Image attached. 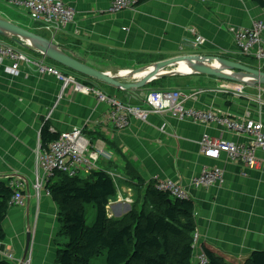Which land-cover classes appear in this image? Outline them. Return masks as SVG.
I'll return each mask as SVG.
<instances>
[{
	"label": "crops",
	"instance_id": "0c3cea01",
	"mask_svg": "<svg viewBox=\"0 0 264 264\" xmlns=\"http://www.w3.org/2000/svg\"><path fill=\"white\" fill-rule=\"evenodd\" d=\"M14 1L23 0H0L1 19L52 40L74 58L113 76L196 53L240 61L231 29L264 21V11L250 0H145L114 13L109 11L112 0H61L74 8L75 19L53 32L31 22ZM191 29L204 40L200 48L193 45ZM24 52L52 63L44 55ZM10 65V61H0V181H20L25 206L11 207L3 221L0 261H7L9 253L15 261L21 260L29 235V264H57L59 206L44 193L36 199L32 188L36 174L43 176L36 169V153L46 121L58 133L81 129L89 146L102 150L96 167L116 176V196L107 207L111 217H121L133 202L135 192L126 172L130 168L145 182L154 179L178 184L194 202L195 264L205 247L234 264L242 263L253 251L264 250V152L257 151L258 165L248 168L228 161L225 153L217 159L205 157L199 145L204 135L245 145L251 143L250 136L220 124H200L167 114H150L144 122L130 118L128 126L118 130L107 119L110 108L93 94L73 92L54 76L39 74L30 64L21 62L15 72L10 71ZM120 81L131 83L135 79ZM154 81L163 88L154 86V91H200L184 102L185 107L231 120H252L264 129V87L206 75ZM90 84L117 101L140 102L150 92V88H143L123 94L112 86ZM203 168L220 169L221 182L195 188L192 180Z\"/></svg>",
	"mask_w": 264,
	"mask_h": 264
},
{
	"label": "trees",
	"instance_id": "16d2710c",
	"mask_svg": "<svg viewBox=\"0 0 264 264\" xmlns=\"http://www.w3.org/2000/svg\"><path fill=\"white\" fill-rule=\"evenodd\" d=\"M143 1L145 0H138V4ZM250 1L264 11V0ZM0 38L11 45L17 43ZM15 46L22 51L35 52L36 57L40 55L28 47ZM80 77L87 79L88 82H82L85 86L96 82L84 76ZM158 82H151L145 88H150L149 91L157 89H153L154 86L163 89ZM120 92L128 94L130 90ZM108 97L114 98L110 95ZM127 101L129 100L119 102L132 105H140L142 102L141 99L140 102ZM49 129L48 123L41 129L42 146L59 136L58 132L52 133ZM126 172L131 176L130 186L135 196L130 209L119 218L109 216L107 211L109 201L116 196L117 186L115 179L105 170L95 169L85 176L74 177L55 172L47 180L46 189L59 206L58 235L66 238L65 242L57 236V264H91L93 259L100 257L105 258V264H195L194 236L197 225L194 202L190 198H173L158 190L157 180L150 179L145 182L135 170L127 168ZM9 183L10 181H0V239H4L2 225L14 194ZM85 205L92 206L91 222L87 221ZM202 252L206 257V264H234L207 247ZM0 264L11 263L3 260ZM239 264H264V250L251 252Z\"/></svg>",
	"mask_w": 264,
	"mask_h": 264
},
{
	"label": "built area",
	"instance_id": "2783aa9c",
	"mask_svg": "<svg viewBox=\"0 0 264 264\" xmlns=\"http://www.w3.org/2000/svg\"><path fill=\"white\" fill-rule=\"evenodd\" d=\"M244 1V0H239ZM18 7L23 8L33 23H40L44 28L53 32L71 24L75 19V10L72 6L61 0H23L14 1ZM138 0H112L109 11L118 12L123 9H132ZM193 33V44L200 46L203 38ZM231 33L237 46L239 56L253 57L258 61V67H264V21L255 20L248 27L232 28ZM0 61H10V71H17L21 62L31 64L41 74L47 73L59 79L64 87H70L73 92L93 94L99 103L110 108L108 121L115 129H124L129 124V119L134 118L145 121L150 114L170 115L179 120L190 119L200 124L216 123L224 125L228 130L251 137L250 144H235L222 139L210 138L204 135L201 139V153L208 158L217 159L221 153H225L228 161L240 163L248 168H255L258 165L256 152H264V129L260 123L252 120H231L226 116L210 111H202L184 106V102L194 97L198 92L187 93L184 90L170 89L166 92L150 91L146 101L142 99L140 105L124 104L115 98L108 97L95 87L85 86L76 81L74 77L65 76L53 67L44 63L43 59H29L25 54L12 46L0 41ZM231 94V93H227ZM240 96V94H233ZM106 119V120H107ZM102 150L99 147L91 148L89 141L83 135L81 129H72L62 132L58 138L45 146H40L36 153V169L43 173L42 177L36 174L32 188L38 199L42 193L49 195L46 189L47 180L55 173L62 172L69 177L85 176L90 171L98 169L95 162L98 160ZM112 178L115 175L109 174ZM222 171L218 168H203L199 175L192 180L195 188H207L221 182ZM158 181V180H157ZM14 194L9 205L24 207L25 198L20 190L21 182L16 181L10 184ZM157 189L168 193L171 197L180 200L189 199V196L176 183L165 180L158 181ZM197 234L194 236L196 248ZM7 260L12 261L11 254L6 255ZM15 261V260H14ZM30 258L25 259L23 264H29ZM196 264H206V257L200 253Z\"/></svg>",
	"mask_w": 264,
	"mask_h": 264
},
{
	"label": "water",
	"instance_id": "95a60500",
	"mask_svg": "<svg viewBox=\"0 0 264 264\" xmlns=\"http://www.w3.org/2000/svg\"><path fill=\"white\" fill-rule=\"evenodd\" d=\"M0 36L16 41L21 46L33 48L56 64L69 69L76 74L94 80L98 83L115 87L120 91L137 90L146 87L157 79H166L177 76L206 75L217 79L240 83L250 87L264 86V72L242 64L239 61L229 60L220 56L202 54L185 55L167 61L153 63L149 66L133 71V74L145 72V75L131 83L121 82L120 74L113 76L109 73L98 71L82 61L67 55L63 49L50 39L43 38L27 29L19 27L0 18ZM186 62L190 71L178 70L179 63ZM174 67V69H168ZM30 236H27V247L21 262L27 255ZM21 264V263H20Z\"/></svg>",
	"mask_w": 264,
	"mask_h": 264
},
{
	"label": "clouds",
	"instance_id": "9594fccd",
	"mask_svg": "<svg viewBox=\"0 0 264 264\" xmlns=\"http://www.w3.org/2000/svg\"><path fill=\"white\" fill-rule=\"evenodd\" d=\"M137 5H138V3H137ZM32 22V21H31ZM194 38V37H193ZM2 42V41H1ZM6 44H8V45H10V46H12L9 42H7ZM194 45V44H193ZM19 46H21L20 44H19ZM195 46V45H194ZM13 47V46H12ZM198 48L199 47H201V46H197ZM13 48H15V47H13ZM197 48V49H198ZM15 49H17L18 51H20V52H22L23 54H25V52L24 51H22V50H20V49H18V48H15ZM28 49H33V48H28ZM35 51V50H34ZM40 54V53H39ZM26 55V54H25ZM41 56H43L42 54H40ZM239 57H242V56H239ZM29 59H33V58H31V57H28ZM223 58H225V57H223ZM43 59V58H42ZM33 60H35V59H33ZM38 60V59H37ZM44 60V59H43ZM234 61H236V60H234ZM239 62H241L242 64H244L241 60L239 61ZM44 63L47 65V66H49V67H53V68H55L56 70H58L60 73H62L63 75H65V76H70V77H74L75 79H76V81L77 82H79V83H81L82 84V82L81 81H79L80 79V76H82V75H79L78 74V76H77V74L75 73V72H73V71H71V70H69V69H66V68H64V67H62V66H60V65H58V66H60L63 70H65V72H62L61 70H59V68H57V65H51V64H49V63H47L45 60H44ZM31 65V64H30ZM244 65H246V64H244ZM247 66V65H246ZM34 67V66H33ZM250 67H252V66H250ZM35 68V67H34ZM252 68H255V69H259V70H261V71H263L264 72V67L262 66L261 68H259L258 67V62H257V65L256 66H254V67H252ZM36 69V68H35ZM37 71V70H36ZM38 72V71H37ZM39 74H41L40 72H38ZM44 74H47V73H44ZM77 76V77H75V75ZM48 75H50V74H48ZM53 76V75H52ZM55 77V76H54ZM56 78V77H55ZM57 79V78H56ZM59 80V79H58ZM63 84V83H62ZM240 84V83H239ZM91 87V86H90ZM178 90H180V89H178ZM230 119V118H229ZM48 122L46 121L45 123H44V125L45 124H47ZM43 125V126H44ZM224 126V125H223ZM50 132H52V133H56L51 127H50ZM60 133H62V132H60ZM59 133V134H60ZM40 146H42V144H41V141H40V145H39V147ZM14 182H16V181H14ZM11 183H13V181H10V183H9V185L11 184ZM47 183V182H46ZM11 187V186H10ZM13 189V188H12ZM48 196H50V194L48 195ZM10 206V205H9ZM12 207H15V206H12ZM10 208H11V206H10ZM19 208H22V207H19ZM27 253H28V251H27ZM10 254V253H9ZM28 257H27V255L25 256V259H27ZM25 259L21 262V260H16V261H14V259L12 260V261H10V260H7L8 262H10L11 264H23V262L25 261Z\"/></svg>",
	"mask_w": 264,
	"mask_h": 264
},
{
	"label": "rangeland",
	"instance_id": "374dc122",
	"mask_svg": "<svg viewBox=\"0 0 264 264\" xmlns=\"http://www.w3.org/2000/svg\"><path fill=\"white\" fill-rule=\"evenodd\" d=\"M2 42H4V43H7L6 41H4V40H2ZM200 48V47H199ZM28 55V54H27ZM240 60L244 63V64H249V66H252V67H254V66H256L257 65V60L255 59V58H253V57H246V56H242L241 58H240ZM251 62H253V64H251ZM75 75V74H74ZM77 76H78V74H77ZM76 75H75V77H77ZM109 205V204H108ZM86 206V217H87V221L88 222H91L92 221V218H93V209H92V206H90V205H85ZM109 215H110V213H108ZM111 216V215H110ZM58 239H62V240H64L65 242H66V238L64 237V236H59L58 235ZM91 264H105V258L104 257H100V258H96V259H93L92 261H91Z\"/></svg>",
	"mask_w": 264,
	"mask_h": 264
},
{
	"label": "bare ground",
	"instance_id": "6f19581e",
	"mask_svg": "<svg viewBox=\"0 0 264 264\" xmlns=\"http://www.w3.org/2000/svg\"><path fill=\"white\" fill-rule=\"evenodd\" d=\"M191 30H193V29H191ZM0 37H2V36H0ZM27 57H29L28 55H26ZM181 57V56H180ZM176 58H178V57H176ZM179 65V67H178V70L179 71H181V72H188V71H190V68H189V66L186 64V62H181V63H179L178 64ZM145 75V72H138V73H136V74H133V71L131 72V71H128V72H126V73H123V74H120V77L121 78H127V79H131V78H133V79H135V81H137L136 80V78H139V79H141L143 76ZM138 79V80H139ZM134 81V82H135ZM145 88V87H144ZM143 89V88H142ZM137 90H141V89H137ZM166 91H168V90H164V91H155V92H166ZM148 94H149V92L146 94V96H145V98H144V101H146V98H147V96H148ZM20 188V190L23 192V190H22V185L19 187Z\"/></svg>",
	"mask_w": 264,
	"mask_h": 264
}]
</instances>
